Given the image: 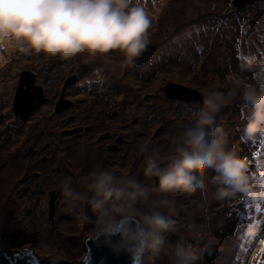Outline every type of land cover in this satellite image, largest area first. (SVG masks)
<instances>
[{"label": "rangeland", "instance_id": "obj_1", "mask_svg": "<svg viewBox=\"0 0 264 264\" xmlns=\"http://www.w3.org/2000/svg\"><path fill=\"white\" fill-rule=\"evenodd\" d=\"M145 1L141 0L149 16L151 15L152 26L149 34H153L150 38L153 44L136 58L132 66L122 67V56L118 53H109L105 57L87 62L80 57L62 60L38 55L35 59L9 60L2 65L0 171L11 168L7 170L8 174L16 175L15 179L19 183L15 189V196L23 199L24 209L20 215L12 213L9 203L13 198L11 193L8 197L1 198V245L10 248L13 246L34 248L39 254V245L43 241L39 234H43L48 237L44 241L52 244L56 250L57 248L62 250L56 251L59 256L67 248L72 232L76 230H72L71 225L76 226L77 229L88 226L79 224L69 209L59 187L64 178L78 181L93 167L104 166L128 171L141 183H147L139 169L142 157L137 154L138 145L147 141L149 147L165 150L169 137L187 124L192 118V113L200 106V104H189L190 102L187 103L188 105L179 104L174 97H167L164 87L172 84L173 93L181 95L186 93L189 96L202 87L225 79L236 66V64L232 65V62L236 63L234 57L239 53L230 56L232 49L228 42H222L224 35V40L229 34L227 36L230 37L237 35V40L242 41L237 47L236 40L235 50L245 45L243 44L245 39L247 57H255L257 62H263L264 54L260 53V49H264L262 42L264 0H254L251 4L242 5L238 9L231 6V0H166L165 5L164 1L160 3L157 0L152 2L149 0V4ZM247 24L251 28L256 27L257 30L253 33L251 31L250 34H245V31L242 34L240 29L244 27L247 30ZM188 42H191V47L184 48L182 54L180 49ZM175 43L181 47L173 46L172 44ZM198 43L204 45L202 54L196 51ZM165 48L168 49L164 54ZM172 50L177 54L175 59L169 57V52H173ZM249 51L254 52L253 56L248 55ZM62 63H65V67L52 75L44 71V64L54 68L55 65L58 67V64ZM115 64L121 66L120 75H116L113 71ZM91 67L95 68L91 69ZM24 71L35 72L36 78L33 84L42 86L40 88L32 84L27 89L26 93L32 92L36 97L32 101L36 102L41 93L46 98L42 106L26 115L24 110L27 105L21 102V107L18 109L25 118L20 120L14 117L12 101L16 90L22 87L20 76L26 73ZM82 71L98 78L89 80L90 84L99 88L98 90L94 88L89 92L87 88L90 86L83 87L84 85L78 90L69 88L75 85L62 88V83L70 72ZM142 75L146 78L141 79ZM50 78L54 81L52 82ZM122 81H130L133 97H128L127 93L120 89ZM186 89L192 90V93ZM65 98L68 101L64 100ZM158 101L163 102L161 107ZM91 106L103 109L99 118L108 125L98 127L96 124H99V121H87L86 109ZM245 112L244 102L236 100L225 106L221 117L214 122L221 126L234 144L238 145L242 156L247 154V151L241 147V143L248 137L244 134L245 124H240L239 121L245 119ZM235 128L243 139L236 138ZM255 138H259L261 142L264 139ZM244 145L247 147L246 143ZM73 146L79 147L80 150H76L75 156H70L68 152ZM87 147L96 148L95 154L99 158L94 164L90 163L88 168L86 163L79 167L62 163V161L73 162ZM126 150L130 152L126 154ZM41 157L47 158L42 161ZM255 162L258 163L259 160ZM46 175L49 184L44 186L43 183L47 181ZM211 175L212 173H209V176ZM53 178L57 181L51 184ZM214 191L215 186L207 183V190L189 189L177 194L175 199L181 218L178 227L166 242L167 254H171L176 244L191 241L189 234L191 227H200L211 230L215 235L217 244H214V250L216 248L218 250L220 246L222 248L219 258L215 261L216 264H243L248 258L251 264V255L246 259V254H241L239 257L237 255L238 245L242 241L239 240L240 233L236 232V225L239 222L237 213L250 215L251 207H247L248 203L243 196L217 201L212 198ZM51 192L54 194L52 200L58 208L57 213L49 208ZM5 199L8 200L6 203L3 202ZM48 210L54 213L52 219ZM44 223L49 226L46 227ZM244 225L242 231L246 230L247 221H244ZM40 229L42 233L38 232ZM12 233H17L18 236H12ZM56 235L55 239H49L50 236L53 238ZM8 238L10 241L12 238V241L10 242ZM39 255L43 260L50 259L43 253ZM202 264H205L203 260Z\"/></svg>", "mask_w": 264, "mask_h": 264}, {"label": "clouds", "instance_id": "obj_2", "mask_svg": "<svg viewBox=\"0 0 264 264\" xmlns=\"http://www.w3.org/2000/svg\"><path fill=\"white\" fill-rule=\"evenodd\" d=\"M151 26L141 0H0V63L12 53L85 62L118 53L122 67L132 66L150 43ZM199 91L198 110L169 137L165 150L147 141L138 145L147 183L104 166L78 181L60 182L76 221L88 225L86 242L125 255L130 264H202L205 251L217 242L211 230L191 227V241L167 254L166 242L181 218L177 194L207 190L210 183L217 201L243 196L253 204L264 202V181L253 176L248 158L214 123L225 106L242 100L244 134L264 137V62L245 57L225 79ZM39 247L58 264L52 244L41 241Z\"/></svg>", "mask_w": 264, "mask_h": 264}, {"label": "water", "instance_id": "obj_3", "mask_svg": "<svg viewBox=\"0 0 264 264\" xmlns=\"http://www.w3.org/2000/svg\"><path fill=\"white\" fill-rule=\"evenodd\" d=\"M251 0H234L235 3L240 5V2H250ZM24 76H29L28 83L26 81L23 82V84L26 85V88H20L17 90V95H23L26 93L27 89H29L32 86L33 77L29 73H24ZM189 93H192V90L186 89ZM165 91L168 95H171V93L174 92L173 85L168 84L165 87ZM40 95V94H39ZM181 94L177 95L175 93L172 94V96H178L180 97ZM193 96L190 97L192 99H201L200 94L198 92H194L192 94ZM17 96V98H18ZM43 103V100L40 98H37L36 102L31 101L30 104H27L26 109L24 110V115L27 113L32 112L35 110L39 105ZM52 202H49V206L51 207ZM88 231V226H84L81 228H78L72 232V235L70 237L69 243L67 248L58 256L59 258H64L62 262H59L58 264H101V261L103 264H130V260L125 255L120 256H114L111 251L105 247V246H99L97 247L94 243L91 241L86 242V233ZM15 250L14 248L10 247H4V251H0V264H29L31 263V258L28 255H23V257H17L14 261L11 259H8L6 255H11L9 251ZM220 254V248L218 247V250H206L203 257L210 261L211 259L216 258ZM85 256V258H84ZM84 258V259H83ZM87 258V259H86ZM42 261V260H41ZM49 263H51V260H46Z\"/></svg>", "mask_w": 264, "mask_h": 264}, {"label": "bare ground", "instance_id": "obj_4", "mask_svg": "<svg viewBox=\"0 0 264 264\" xmlns=\"http://www.w3.org/2000/svg\"><path fill=\"white\" fill-rule=\"evenodd\" d=\"M165 1L164 0V4H165ZM226 12V11H224ZM161 19V18H159ZM166 20H169V18H166ZM168 24L170 25V23L168 22ZM120 64H115L113 66V71L115 72L116 75H120L121 74V70H120ZM95 67H91V69H94ZM94 72H96V70H94ZM120 89L122 91H125L127 92L128 95H131V92L133 90L131 84H130V81H122L120 83ZM26 94H28L29 96H33L32 92L29 94V93H25L23 95H20L17 99V103H21V102H25V103H28L30 104L29 102H27V96ZM163 102L161 101H158V105L159 107H161ZM159 109V108H158ZM87 111V114H86V118H87V121L89 120H96V121H99V124H96V126H105V125H108L107 123H104V122H101V119L99 118V116L102 114L103 112V109H97V108H94V107H89L86 109ZM96 113V114H94ZM49 118V117H48ZM105 118H102V120H104ZM48 133V132H47ZM87 145V144H86ZM97 151V149H92V147H87L84 152L76 159L74 160L73 162H70V163H67L65 161H62V163L64 164H73V165H76L77 167L81 166V165H85V163L87 164L86 167L88 168V166H90V163H93L96 161V159H99L97 158V155L95 154ZM130 152V150H126V154L127 152ZM91 152V153H90ZM133 153V151L131 152ZM4 155V154H2ZM131 157V155H130ZM124 164H127V163H124ZM45 167V166H44ZM11 169V168H9ZM9 169H3L2 171H0V200H2L1 198H3L4 196L8 197V194L11 193L13 196V198L9 201V203L11 204V209H12V213H16L18 215L21 214V211L24 209L23 207V199H18L16 196H15V193H16V188L18 186V181L15 179L16 178V175L14 173H12L11 175L8 174L7 170ZM45 178L47 179L46 183H43V185H47L49 184V179L47 178V175L45 176ZM57 180L56 179H52V183H55ZM6 200L3 201L4 203H6ZM46 227H48L49 225H47L46 223H44ZM71 228L72 230L74 229H77L76 226H72L71 225ZM38 232L42 233V230L40 229ZM40 236V239H42L43 241L48 238L47 236L43 235V234H39ZM57 237L54 236L53 238L50 236L49 239H55ZM40 251V253H43L41 248L39 247L38 249ZM56 251H62L61 249L57 248ZM39 253V254H40ZM58 253V252H56ZM38 254V255H39ZM41 256V255H39Z\"/></svg>", "mask_w": 264, "mask_h": 264}, {"label": "snow or ice", "instance_id": "obj_5", "mask_svg": "<svg viewBox=\"0 0 264 264\" xmlns=\"http://www.w3.org/2000/svg\"><path fill=\"white\" fill-rule=\"evenodd\" d=\"M245 31H246V28L241 27L240 32L243 34L245 33ZM241 42H242L241 40H237V47L240 46ZM198 50H202V48L198 47ZM240 58L243 59L244 57L241 56ZM177 95H179V93H177ZM187 98H188V94L186 93L181 96V99H187ZM35 99H36L35 96H28L27 102L30 103L32 100H35ZM241 117H243V111H241ZM261 138H264V137H261ZM261 147L264 148V139H262ZM254 155L259 156V152L254 153ZM253 176L258 177L261 181H264V168H260L258 174L257 172L253 171ZM246 201L249 204H251V202H249L247 199ZM255 206H256L257 211H262L260 207V203H256ZM237 215L239 218V222L236 225V232L240 233L239 239L242 241V243L238 245L239 252L237 255L239 257L241 254L248 253L249 249L252 247L253 238L257 235V231L253 232V229L264 232V219H257L254 216L241 215L240 213H237ZM244 221H247V231L246 232L242 231L245 226ZM25 254L28 256H32V252L30 250H25ZM14 255H18V254H14ZM33 264H48V262L38 261L35 258H33ZM101 264H103L102 261H101ZM243 264H248V261L244 260ZM251 264H264V238L259 240L258 246L256 247L255 251L252 252Z\"/></svg>", "mask_w": 264, "mask_h": 264}, {"label": "trees", "instance_id": "obj_6", "mask_svg": "<svg viewBox=\"0 0 264 264\" xmlns=\"http://www.w3.org/2000/svg\"><path fill=\"white\" fill-rule=\"evenodd\" d=\"M151 2H152V0H150ZM145 3L146 4H149V0H146L145 1ZM235 133H236V138H238V139H241L240 138V134H239V132H238V130L235 128ZM17 233H12V236H18V235H16ZM6 238H7V235L5 236ZM8 240L10 241V238H8ZM11 241H12V238H11ZM10 241V242H11ZM13 245H15V243H13ZM203 262H205L204 260H203ZM205 264H208L207 262H205Z\"/></svg>", "mask_w": 264, "mask_h": 264}, {"label": "flooded vegetation", "instance_id": "obj_7", "mask_svg": "<svg viewBox=\"0 0 264 264\" xmlns=\"http://www.w3.org/2000/svg\"><path fill=\"white\" fill-rule=\"evenodd\" d=\"M59 259H61V260H64V258H59ZM37 260V259H36ZM39 260H42V261H46V260H43L42 258H39ZM65 261V260H64ZM62 262V261H61ZM66 262V261H65ZM30 264H33V260L31 261V263ZM50 264V263H49ZM66 264V263H65Z\"/></svg>", "mask_w": 264, "mask_h": 264}]
</instances>
